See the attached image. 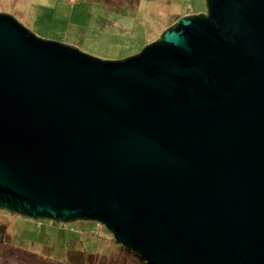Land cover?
<instances>
[{
  "label": "water",
  "instance_id": "95a60500",
  "mask_svg": "<svg viewBox=\"0 0 264 264\" xmlns=\"http://www.w3.org/2000/svg\"><path fill=\"white\" fill-rule=\"evenodd\" d=\"M205 3L122 61L0 14V209L146 264H264V0Z\"/></svg>",
  "mask_w": 264,
  "mask_h": 264
},
{
  "label": "rangeland",
  "instance_id": "374dc122",
  "mask_svg": "<svg viewBox=\"0 0 264 264\" xmlns=\"http://www.w3.org/2000/svg\"><path fill=\"white\" fill-rule=\"evenodd\" d=\"M206 10L205 0H0V14L36 37L116 61L139 54L179 18ZM39 223L0 210V264H146L101 225Z\"/></svg>",
  "mask_w": 264,
  "mask_h": 264
},
{
  "label": "trees",
  "instance_id": "16d2710c",
  "mask_svg": "<svg viewBox=\"0 0 264 264\" xmlns=\"http://www.w3.org/2000/svg\"><path fill=\"white\" fill-rule=\"evenodd\" d=\"M0 210H2V209H0ZM2 211H6V210H2ZM6 212H8V211H6ZM9 213H11V212H9ZM23 218L32 221V219H29V218H26V217H23ZM34 221H35V220H34ZM39 222H40V223H39ZM76 222H80V221H76ZM81 222H82V221H81ZM38 223L40 224V226H41V225H46V226H51V227H59L60 229H61V228H64L65 225H69V224H71V223H62V222H56V221H49V220H44V219H39V220H38ZM73 223H75V222H73ZM88 223H94V225H95V224L100 225L99 223H96V222H88ZM101 226H102V225H101ZM102 228H105V227L102 226ZM105 229H106V228H105ZM140 259H141V258H140ZM142 260H143V259H142ZM144 261H145V260H144Z\"/></svg>",
  "mask_w": 264,
  "mask_h": 264
}]
</instances>
